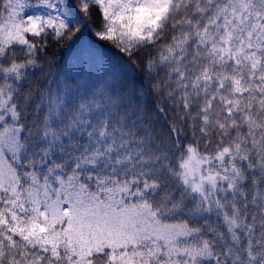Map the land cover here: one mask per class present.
I'll list each match as a JSON object with an SVG mask.
<instances>
[{"label": "snow or ice", "instance_id": "snow-or-ice-1", "mask_svg": "<svg viewBox=\"0 0 264 264\" xmlns=\"http://www.w3.org/2000/svg\"><path fill=\"white\" fill-rule=\"evenodd\" d=\"M0 264H264V0H0Z\"/></svg>", "mask_w": 264, "mask_h": 264}]
</instances>
